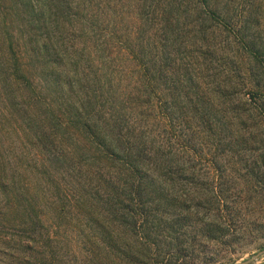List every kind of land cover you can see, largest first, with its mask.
Returning a JSON list of instances; mask_svg holds the SVG:
<instances>
[{
  "label": "trees",
  "instance_id": "1",
  "mask_svg": "<svg viewBox=\"0 0 264 264\" xmlns=\"http://www.w3.org/2000/svg\"><path fill=\"white\" fill-rule=\"evenodd\" d=\"M112 3L0 0V264H216L264 170V0Z\"/></svg>",
  "mask_w": 264,
  "mask_h": 264
},
{
  "label": "rangeland",
  "instance_id": "2",
  "mask_svg": "<svg viewBox=\"0 0 264 264\" xmlns=\"http://www.w3.org/2000/svg\"><path fill=\"white\" fill-rule=\"evenodd\" d=\"M114 4L121 5L125 0H113ZM112 3V6L114 5ZM128 9V5L124 8V12ZM192 13V12H191ZM191 18L184 16V21L191 22ZM264 21V9L262 14ZM214 25V24H213ZM215 26V25H214ZM264 28V24L262 25ZM220 35L215 30L210 37L216 40L228 39L229 35ZM215 44L217 43L213 40ZM223 43H221L222 45ZM224 51L229 57H235L237 59V64L244 71V65L246 61L244 56L237 53L233 46H227L224 44ZM126 68V67H125ZM261 134L258 139L264 140V131H259ZM248 154L242 156L244 160H248ZM256 153H249V159L251 161L255 158ZM225 157L224 160H227ZM221 164L226 165L227 163L221 159ZM233 167V166H232ZM235 167V166H234ZM224 179L228 182L230 186L229 198L225 203L227 206L233 208L232 215H230L233 220V230L230 231V235L224 239L226 246L219 243L209 244L207 248L203 251V256L206 258H213L216 260V264H264V170H259L258 179L247 187L240 180V176L245 173L244 161L241 162L238 169V173H235L232 168V172H227L224 170ZM24 181L28 182L33 178L32 174L25 173ZM31 178H29V177ZM234 221H237L236 223ZM4 236L8 238L6 234L0 233V238ZM3 255L0 254V259Z\"/></svg>",
  "mask_w": 264,
  "mask_h": 264
}]
</instances>
